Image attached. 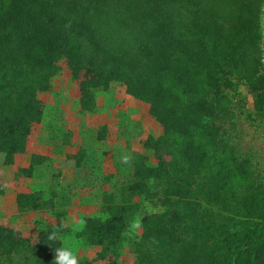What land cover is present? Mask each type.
<instances>
[{
  "label": "trees",
  "instance_id": "trees-1",
  "mask_svg": "<svg viewBox=\"0 0 264 264\" xmlns=\"http://www.w3.org/2000/svg\"><path fill=\"white\" fill-rule=\"evenodd\" d=\"M263 42L264 0H0L3 163L25 149L43 116L37 94L63 61L83 108L117 84L163 127L109 174L117 189L105 215L86 217L77 232L99 246L98 259L119 264L128 243L133 264H264V179L232 142L240 85L264 119ZM43 194H19V208L53 205ZM136 196L163 209L145 213L132 240ZM59 231L43 227L31 243L0 225L1 263L55 264Z\"/></svg>",
  "mask_w": 264,
  "mask_h": 264
},
{
  "label": "rangeland",
  "instance_id": "rangeland-1",
  "mask_svg": "<svg viewBox=\"0 0 264 264\" xmlns=\"http://www.w3.org/2000/svg\"><path fill=\"white\" fill-rule=\"evenodd\" d=\"M59 64L61 70L52 77L49 88L37 94L43 103V116L32 124L25 149L6 164L0 152V225L37 243L41 228L58 224L60 248L67 247L77 264H105L97 257L99 246L87 244L77 232L86 217L105 215L93 212V208H102L109 193L117 189L107 174L128 168L133 155L143 151L146 137L159 136L163 127L149 113L148 104L126 93L121 85L96 92L92 111L83 108L78 80L71 76L65 62ZM239 92L244 106L240 113L236 112L232 142L264 179V119L254 113V97L244 84L239 86ZM75 156L83 157L78 165ZM22 192H44V200L53 197V203L60 206L44 203L21 209L17 198ZM133 200L137 211L125 238L139 240L143 231L141 217L163 208L141 197ZM118 260L119 264L134 263L135 254L128 243L122 247Z\"/></svg>",
  "mask_w": 264,
  "mask_h": 264
},
{
  "label": "clouds",
  "instance_id": "clouds-1",
  "mask_svg": "<svg viewBox=\"0 0 264 264\" xmlns=\"http://www.w3.org/2000/svg\"><path fill=\"white\" fill-rule=\"evenodd\" d=\"M135 226L136 225L133 224V227ZM53 238L55 237L54 236L50 237V239ZM54 261L55 264H77L76 258L73 256L72 252L67 247L55 249Z\"/></svg>",
  "mask_w": 264,
  "mask_h": 264
},
{
  "label": "crops",
  "instance_id": "crops-1",
  "mask_svg": "<svg viewBox=\"0 0 264 264\" xmlns=\"http://www.w3.org/2000/svg\"><path fill=\"white\" fill-rule=\"evenodd\" d=\"M117 85V84H116ZM114 86V85H113ZM112 86V87H113ZM119 87H122V88H124L123 86H119ZM142 152V151H141ZM68 154H73V153H68ZM74 154H75V152H74ZM64 160H66V157L64 158ZM65 163H66V161H65ZM68 163V162H67ZM113 173H115V172H109L108 174H107V176L109 175V174H113ZM61 175H63L64 176V174L62 173ZM20 193V192H19ZM23 193V192H22ZM25 193H27V192H25ZM59 203L58 202H55L54 204H53V206H54V208H57V207H59L60 206V204L58 205ZM95 206V205H94ZM50 209H54V208H51V207H49ZM94 209V211L93 212H95V213H99V212H101V207L99 208V206H97L96 208H93ZM55 214H56V212H55ZM97 215H99V214H97ZM52 223V222H51ZM32 242V241H31ZM32 243H34V242H32ZM100 260V259H99ZM104 261V260H103ZM104 263H105V261H104Z\"/></svg>",
  "mask_w": 264,
  "mask_h": 264
}]
</instances>
